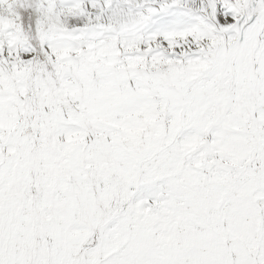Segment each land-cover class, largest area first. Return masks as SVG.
Instances as JSON below:
<instances>
[{"label":"snow or ice","instance_id":"snow-or-ice-1","mask_svg":"<svg viewBox=\"0 0 264 264\" xmlns=\"http://www.w3.org/2000/svg\"><path fill=\"white\" fill-rule=\"evenodd\" d=\"M0 264H264V0H0Z\"/></svg>","mask_w":264,"mask_h":264}]
</instances>
